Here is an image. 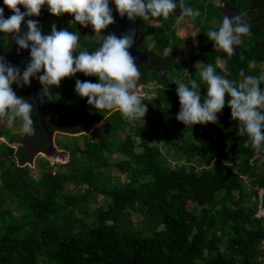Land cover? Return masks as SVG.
Returning a JSON list of instances; mask_svg holds the SVG:
<instances>
[{"label":"trees","instance_id":"16d2710c","mask_svg":"<svg viewBox=\"0 0 264 264\" xmlns=\"http://www.w3.org/2000/svg\"><path fill=\"white\" fill-rule=\"evenodd\" d=\"M221 1L247 13L251 24L232 56L215 50L206 36L220 26V7L218 14L203 1L185 0L200 12L195 20L185 18L196 38L186 61L179 57L187 41L174 16L140 19L136 47L153 54L138 67L144 84L156 85L153 99L141 97L145 121L129 122L119 111L89 106L76 94L75 82L96 83V77L77 73L49 90L47 124L70 138L58 142L60 165L47 157L35 165L36 156L18 143L40 152L48 147L30 93L12 85L17 96L31 99L35 134L14 135L10 128L19 121L0 119V264H264V217L254 216L264 188V151L245 146L248 138L238 135L227 97L215 124L185 127L176 119L179 83L190 87L194 79L202 100L207 93L192 64H211L234 82L242 79V69L264 74V0ZM72 20L52 16L47 5L36 17L43 34ZM66 30L80 34L74 59L115 34L112 25L98 39L91 25L70 24ZM9 42V34L0 33V57ZM250 60L255 69L248 68ZM85 112L86 124L71 126ZM112 168L126 176L124 183L110 175Z\"/></svg>","mask_w":264,"mask_h":264},{"label":"clouds","instance_id":"9594fccd","mask_svg":"<svg viewBox=\"0 0 264 264\" xmlns=\"http://www.w3.org/2000/svg\"><path fill=\"white\" fill-rule=\"evenodd\" d=\"M110 0H3V4L13 15L4 18L0 8V33H7L15 41L19 50L29 49L30 63L23 73L0 57V119L9 125L20 122V128L27 135H34L35 128L31 114V99L17 96L12 85L24 87L32 78H37L42 85L40 100L51 98L50 88L58 87L62 80L74 77L77 73L96 77L98 82H75V92L87 103L98 110L119 111L129 122L144 119L147 106L142 102L138 81L141 71L136 65L129 48L133 43V34L117 37L114 33L104 36L102 44L94 51H80L74 59V53L80 40L79 32L66 29L57 30L51 26L50 34H43L36 20H27L28 31L21 35L20 29L25 17H38L44 5L52 16L70 15L74 20L70 24L82 27L91 25L95 34L103 33L113 25ZM121 18L129 21L136 17L147 22L150 19H168L174 16L175 26L179 27L186 17L195 20L200 16L198 10L186 6L185 0H111ZM26 9L20 11V7ZM251 24L247 13L223 15L216 30H209L206 36L217 51L228 56L242 45V37L249 35ZM88 38V37H85ZM90 39V38H89ZM256 61L250 60L249 69L256 68ZM198 75L206 84V96L197 91L196 80L177 86L180 110L177 121L186 126L217 123V114L226 106L231 109V118L238 122V135L247 136L245 146L249 145L257 152L264 151V90L261 82L264 74L246 75L242 69L238 82L230 81L216 73L213 65L197 62ZM43 70V75H37ZM255 216V215H254Z\"/></svg>","mask_w":264,"mask_h":264},{"label":"water","instance_id":"95a60500","mask_svg":"<svg viewBox=\"0 0 264 264\" xmlns=\"http://www.w3.org/2000/svg\"><path fill=\"white\" fill-rule=\"evenodd\" d=\"M19 7L22 13L26 11V9H24L23 6H19ZM109 7L112 10V16L114 19V23L112 26L115 30V35L117 37H121L126 34H133V43L132 46L129 48V52L133 56L137 66L146 65L148 63V57L153 53L151 51H140L136 47V42L139 34L138 29H139L140 18L136 17L131 21H129L126 16L121 18L115 9V5L111 3V0L109 3ZM0 8H3L4 10V18H8L11 15H13V13L7 7L4 6L3 0H0ZM29 19L36 20V17H27V16L25 17V21L22 22L21 24V29H20L21 35L25 34L28 31L27 20ZM9 37H10L9 46L6 52L4 53L3 57L12 66L18 67L22 74L25 68L30 63V47L29 49L19 50L15 41L11 38V36ZM37 75L38 76L43 75V70ZM143 83L144 81L141 80L138 81L139 86H141V84ZM25 87L27 91L30 93L32 100L36 105L37 117L39 119L40 126L45 132V135L48 140V147L45 150L41 151L40 153L44 154V156L47 158L51 156L52 157L59 156L60 158H64L63 154L57 151L54 147L53 137L55 132L50 129L46 121V118L49 114L50 99L45 97L43 102H41L39 97L41 94L42 85L39 83V80L35 77L32 78L30 80V84L26 85ZM19 144L23 145L24 148H26V146L23 144L22 141H20Z\"/></svg>","mask_w":264,"mask_h":264},{"label":"rangeland","instance_id":"374dc122","mask_svg":"<svg viewBox=\"0 0 264 264\" xmlns=\"http://www.w3.org/2000/svg\"><path fill=\"white\" fill-rule=\"evenodd\" d=\"M56 21V19H54ZM150 25H154L156 23H153V22H148ZM50 24H52V21H50ZM69 25H70V22H67L64 24V28L65 29H68L69 28ZM191 29V26L188 24V22L186 20H184V22L181 24V27L179 28L178 30V34L182 37H185L186 38V41H187V45L183 48V52L181 54V56L179 57L180 60H187L188 59V55L190 53V46H192L195 41H196V38H195V31H192L190 30ZM51 32V28L49 30ZM94 37L96 39H98L100 37L99 34H95L94 33ZM166 52V51H165ZM219 63V66L222 67V63L220 62V60L218 61ZM196 63L192 64L191 67L192 68H196L195 67ZM180 84V83H179ZM155 82L151 81V82H148L147 84H141V86L139 87V92H140V97L143 96V94L145 93L147 95L148 98H151L153 99L155 97ZM50 89H53V87H51ZM89 112H85L83 114V116L80 118V119H77L73 122H71V126L73 127H77V129H81L82 126H84L89 118ZM147 116L148 114L145 115L143 121H145L147 119ZM12 133L14 135H19V136H22L23 135V132L20 128V122H18V125H16L15 127H11L10 128ZM177 140H179V137L177 136L176 137ZM59 141H62V142H65V143H69L70 142V138L69 137H66L64 133H61V132H55L54 134V137H53V142H54V147L57 151L61 152L62 153V149L61 147L58 145V142ZM152 144H155V142H153ZM156 144H159V142H156ZM164 151V149H163ZM36 157H34V161H35V165L37 163L36 159H39L40 157H45L44 154H37L35 155ZM116 157V156H114ZM48 159L50 160V162H52V164L54 165H60L63 161H64V158H60L59 156H56V157H48ZM110 175L112 177H118L119 180L124 183L126 181V176L123 175V174H120L116 169L112 168L110 170ZM98 199H100V202L104 203V200H103V197L102 196H99ZM133 219L136 220L137 217L136 216H133Z\"/></svg>","mask_w":264,"mask_h":264},{"label":"flooded vegetation","instance_id":"af4514ba","mask_svg":"<svg viewBox=\"0 0 264 264\" xmlns=\"http://www.w3.org/2000/svg\"><path fill=\"white\" fill-rule=\"evenodd\" d=\"M190 2H192V1H197V2H201V1H203L205 4V6L206 7H208V8H210V9H212V10H214V11H217L218 12V14H219V7H220V14H221V19L219 20V17H218V22L220 21V23L222 22V17H223V15H229V16H231V15H235V14H238L239 12L238 11H236L235 9H232V8H230L228 5H226L223 1H221V0H189ZM178 3V2H177ZM179 15V9H177L176 10V12L174 13V16H178ZM236 48H238V46L236 47ZM220 52H222L223 53V51H220ZM4 55V54H3ZM141 81H143V79L141 78L140 79ZM23 135H24V133H23ZM22 135V136H23ZM21 141V140H20ZM19 141V142H20ZM18 142V143H19ZM26 150H27V152H29V153H32V154H34V156L35 155H37V154H41L40 153V151H36L35 150V147H33V146H31V145H28V146H26Z\"/></svg>","mask_w":264,"mask_h":264},{"label":"built area","instance_id":"2783aa9c","mask_svg":"<svg viewBox=\"0 0 264 264\" xmlns=\"http://www.w3.org/2000/svg\"><path fill=\"white\" fill-rule=\"evenodd\" d=\"M263 199H264V188L258 191V204H257L256 212H255V217L257 218L264 217Z\"/></svg>","mask_w":264,"mask_h":264}]
</instances>
